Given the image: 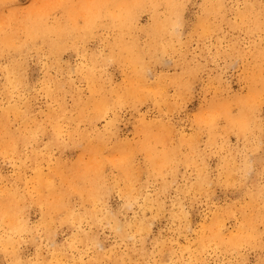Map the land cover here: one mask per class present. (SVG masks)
<instances>
[{
    "label": "clouds",
    "instance_id": "clouds-1",
    "mask_svg": "<svg viewBox=\"0 0 264 264\" xmlns=\"http://www.w3.org/2000/svg\"><path fill=\"white\" fill-rule=\"evenodd\" d=\"M0 264H264V0H0Z\"/></svg>",
    "mask_w": 264,
    "mask_h": 264
}]
</instances>
